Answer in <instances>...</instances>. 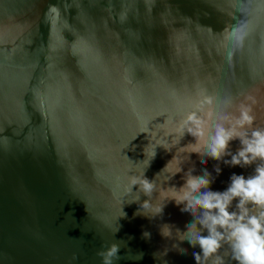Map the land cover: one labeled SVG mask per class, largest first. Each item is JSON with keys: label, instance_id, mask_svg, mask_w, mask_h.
Instances as JSON below:
<instances>
[{"label": "water", "instance_id": "obj_1", "mask_svg": "<svg viewBox=\"0 0 264 264\" xmlns=\"http://www.w3.org/2000/svg\"><path fill=\"white\" fill-rule=\"evenodd\" d=\"M242 103L264 128V0H0V264H196L172 187L255 165L188 160L181 123Z\"/></svg>", "mask_w": 264, "mask_h": 264}, {"label": "clouds", "instance_id": "obj_2", "mask_svg": "<svg viewBox=\"0 0 264 264\" xmlns=\"http://www.w3.org/2000/svg\"><path fill=\"white\" fill-rule=\"evenodd\" d=\"M207 103L211 105L213 101ZM213 117L214 114H210V119L206 120L193 112L182 121L181 131L186 129L185 134L195 140L191 143L193 149L188 160L195 153L207 158L201 160L205 165L208 159L229 167L255 165L254 172L247 177L233 173L224 191L211 189L215 177L206 167L201 170L202 174H196L194 167L185 172L184 184L172 187L178 195L167 199L182 205L181 211L193 217L186 231L177 229V235L193 249L199 247V252H193L196 264H227L225 257L236 264H264V128L255 127L253 109L243 103L238 115H225L220 118L222 123H213ZM237 140L240 147L232 152L230 146ZM214 170L217 175L222 171L219 164ZM183 171L181 166L178 173ZM142 185L144 194L150 197L154 191L153 182L144 176ZM151 203L145 200L141 207L147 208ZM162 212L163 205L152 215ZM144 235L150 237V233ZM161 235L171 238L172 226H163ZM117 252L118 248L112 245L97 255L102 257L103 264H110L108 257L116 256Z\"/></svg>", "mask_w": 264, "mask_h": 264}]
</instances>
